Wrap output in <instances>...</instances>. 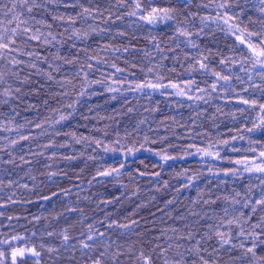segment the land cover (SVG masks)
<instances>
[{
	"label": "trees",
	"instance_id": "16d2710c",
	"mask_svg": "<svg viewBox=\"0 0 264 264\" xmlns=\"http://www.w3.org/2000/svg\"><path fill=\"white\" fill-rule=\"evenodd\" d=\"M36 2L30 31L0 49V264L14 249L39 253L16 264H177V251L184 264H243L216 233L251 246L264 217V173L236 163L254 168L264 151V82L237 39L259 32L264 4ZM137 2L173 18L148 24Z\"/></svg>",
	"mask_w": 264,
	"mask_h": 264
},
{
	"label": "snow or ice",
	"instance_id": "6c2138e0",
	"mask_svg": "<svg viewBox=\"0 0 264 264\" xmlns=\"http://www.w3.org/2000/svg\"><path fill=\"white\" fill-rule=\"evenodd\" d=\"M261 4H264V0H260ZM36 0H9L8 4L4 3V0H0V26L7 23L8 25H14V27L8 28V27H0V49H6L9 51H12L14 49L10 48V45L15 44V36L18 32L20 33H27L30 31V20L32 19L31 13L33 11L34 7H37ZM220 7H225V5H220ZM135 9L140 12V19L145 20L148 24H158L160 22H166L168 20H171L173 9L169 8H152L151 11H149L147 14H144V11L142 9V6L139 2L135 4ZM85 11H87L85 9ZM137 11H133L129 13V15H137ZM261 13L264 14V8L260 9ZM225 15H227L225 13ZM232 19L231 16L228 17V19L224 20V23L227 24L228 20ZM23 27L21 28V26ZM7 33V35H5ZM181 35L187 36V33L181 32ZM256 37L255 40H253V37ZM29 39H38L36 36H30ZM237 39L240 40V44L244 45L245 47L242 49V54L246 57V59L251 64L252 71H255L258 73L261 82H264V17H262V25L259 30V32H249L247 35V38H241L240 36H237ZM201 67H204L203 65ZM119 71V69H117ZM216 75L217 80H224L225 82L229 81V76H221L218 73H214ZM251 79V76L249 77ZM0 84H4V81L2 78H0ZM255 87L259 88V84H255ZM138 87H143V85H138ZM147 87H156V85L149 84ZM215 87V85H213ZM11 85H8L5 88V91L3 93L4 96H10L11 92ZM261 95H264V88H261ZM7 102V101H5ZM249 100H243V103H249ZM252 105H256V100H251ZM261 110H264V103H261L259 105ZM64 117L62 116L61 119ZM260 124H264V120L260 121ZM260 124L254 125L255 127H260ZM251 130V129H249ZM264 131V129H262ZM108 149L106 148L105 151ZM250 151H255L254 149H250ZM207 156H212L211 152H205L204 153ZM218 156V153H217ZM170 157L163 156L162 159L167 160ZM258 159L260 160L259 164H256L255 167H250V164L248 162H241L236 161V163H243V167L245 171H256L264 173V151H261L259 154ZM251 164H255V161L250 162ZM103 175H108L109 173L104 172L101 173ZM239 195V194H238ZM256 203L260 205H264V191H261L259 194V199L256 201ZM247 207V204L244 205ZM256 208H252V212H255ZM227 210H225V215L227 216ZM248 220L251 219V217L247 218ZM247 222V221H245ZM233 223H237L238 225V237H245L247 239V236L245 234V229L242 223L239 221H233L229 220L228 224L231 225ZM249 228L251 229L250 232H248V236H251L252 239L250 240L251 246H246L244 240H241L239 245H236L232 243V237L226 233V232H220L217 231L216 235L220 238L219 243L221 248H223L225 245H228L232 249H236L237 247L241 250V255L238 257L243 264H264V255H258L257 248L261 245H264V239H261L262 236H264V217H261L259 221L255 224H250ZM256 229H260V231H256ZM103 235V233H101ZM187 239L191 240L193 239L192 235L189 234ZM69 239L68 235L63 236V240L67 241ZM94 237L92 235H88L87 240H93ZM2 243V242H0ZM84 248H90L92 247L87 242H82ZM172 245H169V248H171ZM177 249L180 247L179 244L176 245ZM199 252V242H197L196 245L192 247L186 248V252L191 255L193 251ZM31 254L33 256H38L39 253L36 252L34 249L31 250ZM3 253L0 252V256H2ZM12 255V264H16V257L24 256V250L23 249H14L11 253ZM104 253H101V256H103ZM163 255V253H161ZM177 256L180 257V259L177 261V264H184L183 256L184 253H180L177 251ZM144 264H150L152 257L151 256H144V254H141L140 257ZM38 264V262H37ZM94 264H100L99 260L94 261ZM167 264V261H166ZM204 264H207V261H204Z\"/></svg>",
	"mask_w": 264,
	"mask_h": 264
},
{
	"label": "rangeland",
	"instance_id": "374dc122",
	"mask_svg": "<svg viewBox=\"0 0 264 264\" xmlns=\"http://www.w3.org/2000/svg\"><path fill=\"white\" fill-rule=\"evenodd\" d=\"M28 255H32V254H31V251L24 250V256H23V257L17 256V257H16V260H18V259H22V258H24V257H26V256H28Z\"/></svg>",
	"mask_w": 264,
	"mask_h": 264
}]
</instances>
